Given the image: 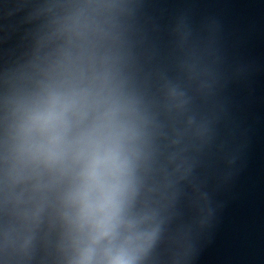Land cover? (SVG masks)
<instances>
[{
  "label": "clouds",
  "instance_id": "clouds-1",
  "mask_svg": "<svg viewBox=\"0 0 264 264\" xmlns=\"http://www.w3.org/2000/svg\"><path fill=\"white\" fill-rule=\"evenodd\" d=\"M129 7L47 0L32 59L4 80L3 264L31 258L42 230L57 234L60 264H144L159 240L162 208L151 180L158 167L179 173L186 160L173 140L159 163L161 124L135 85L125 47ZM165 88V107L182 112L185 92Z\"/></svg>",
  "mask_w": 264,
  "mask_h": 264
}]
</instances>
